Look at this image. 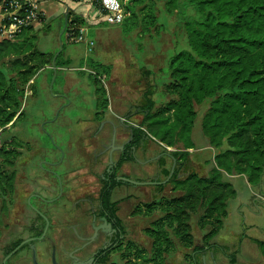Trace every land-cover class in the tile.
Segmentation results:
<instances>
[{
  "label": "rangeland",
  "instance_id": "rangeland-1",
  "mask_svg": "<svg viewBox=\"0 0 264 264\" xmlns=\"http://www.w3.org/2000/svg\"><path fill=\"white\" fill-rule=\"evenodd\" d=\"M58 8L63 11L62 6ZM60 12L16 38V45L20 48L25 46L27 38H33L35 46L41 51L55 55L61 49L59 58L65 65L54 68L52 63H48L40 69L34 78L35 88L29 83L33 77L26 82L20 97L22 112L14 125L2 133L7 138L0 139V147L13 149L16 156L10 160L19 164V157L33 148V140L57 147L61 143L68 147V167L63 175L58 173L57 165L48 169L53 172L51 183L55 204L47 207L43 203L38 209L51 219L44 234L45 243L40 236L46 219L40 222L39 228L29 229L34 225V210L24 205L25 198L37 191L40 184L37 170L29 171L25 160H20V165L16 166L5 164V161L0 164L2 171L11 175L10 188L0 193V264H3L6 253L20 241H24L22 247L6 264H33L28 247L31 240L26 235L33 236L39 246L40 251L36 252L38 262L51 264L49 237L58 245L59 256L65 261L63 248L71 242L80 243L74 230L80 231L85 222L86 226L80 232L85 235L91 232L89 215L97 211L98 191L108 173H114L126 182L114 187L111 193V199L117 201L116 214L123 236L117 247L110 251L109 264H121L122 253L129 250L128 246L129 255L142 253L144 258H136L135 261L144 264L143 259L152 255L153 247L152 238L145 229L162 212L158 209L147 211L142 204L169 193L170 183L160 190L157 182L167 181L161 172L162 166L171 169L174 162L166 156L162 165L158 160L161 146L155 140L147 139L134 149L132 159L117 166L121 150L110 149L109 145L123 146L129 141L131 126L140 123L142 114L131 113L129 117L125 114L134 109L133 104L143 102L142 93L147 83L155 88L152 97L156 106L163 105L170 96L165 87L167 78L161 69L171 51L185 47L177 24L176 9L164 0H152L138 16L130 14L124 22L87 23L85 32L94 42L90 50L86 40L74 42L67 38L64 16ZM189 12L192 14L193 11L190 9ZM137 23L138 26H134ZM19 55L24 53H7L0 59V64H6L11 76H15V70L8 65L9 60ZM90 58L93 67H100L106 72L107 76L103 75L101 84L86 69L91 67ZM144 69L152 73L145 77ZM98 86H101L100 96L95 91ZM207 104L206 101L195 105L197 116L192 129L195 147L188 149L190 154L184 166L185 171L194 170L203 175L211 170L215 152L200 125ZM19 130L22 137L18 139L24 142L7 141L9 135ZM58 158L56 161L60 160ZM41 175L39 180L43 184L40 185L45 186L49 174L44 171ZM223 178L232 183L235 193L228 201L222 227L211 239L210 243L216 246L192 252L191 248L183 246L173 237V247L165 254L169 264H264V255L251 239L264 240V167L258 184L247 182L246 177L240 174L224 172ZM61 183L64 185L63 193ZM61 201L62 204H59ZM136 206H140L141 210L135 211ZM198 219L199 213L191 217L192 234L196 243L204 244L203 237L209 226L201 228ZM218 246H223L226 252ZM230 253L235 254L234 262L230 261Z\"/></svg>",
  "mask_w": 264,
  "mask_h": 264
},
{
  "label": "trees",
  "instance_id": "trees-1",
  "mask_svg": "<svg viewBox=\"0 0 264 264\" xmlns=\"http://www.w3.org/2000/svg\"><path fill=\"white\" fill-rule=\"evenodd\" d=\"M164 1L176 9L185 47L171 51L161 69L167 78L164 82L166 91L170 94L165 103L155 105L152 97L155 88L147 83L142 93L143 102L133 104L134 109L125 114L129 117L131 113H141L142 119L138 125L131 126L130 139L117 161L120 166L132 159L134 149L142 141L151 139L161 146L160 163L163 165L166 156L174 162L172 171L162 166L161 172L167 181L158 184L161 190L170 183L169 193L142 204L147 211L158 209L162 212L145 229L152 238L153 247L152 255L143 259L144 264H169L165 254L173 247V237L192 252L216 246L210 243L211 239L222 227L228 201L235 193L223 173L240 174L247 182L258 184L264 167V0ZM148 3L152 0H129L126 4L129 13L122 22L130 14L138 16ZM76 20L83 23L80 17ZM32 29L29 27L20 35ZM25 42L20 48L16 39L0 41V59L7 53H24L9 60L8 65L15 70V76L9 74L6 64H0V127L14 122L13 118L21 108L24 85L38 70L48 63L55 68L65 65L59 58L61 52L55 56L41 51L33 38H27ZM91 61L92 58L88 68L96 73H89L101 84L97 73L106 72L93 67ZM151 73L149 69L143 70L145 77ZM99 87L95 91L100 96ZM206 101L208 104L200 125L215 152L211 170L203 175L194 170L185 171L184 166L190 154L188 149L195 147L192 138L197 116L195 105ZM15 156L13 149L0 147V164L5 161V164L14 166L15 161L10 158ZM10 178L11 175H6L0 167V186L4 181L0 193L10 188ZM123 183L126 182L112 173L103 178L98 191L101 206L121 228L116 214L117 201L111 199V193L114 187ZM134 209L138 212L141 207ZM197 213L200 227L209 226L203 237L204 244L196 243L192 234L190 220ZM251 239L264 255V240ZM218 247L226 252L223 246ZM128 249L122 253L121 264H137L136 258H144L142 253L129 255V246ZM234 256L230 253L231 262L235 261ZM107 258L101 262L105 263Z\"/></svg>",
  "mask_w": 264,
  "mask_h": 264
},
{
  "label": "built area",
  "instance_id": "built-area-1",
  "mask_svg": "<svg viewBox=\"0 0 264 264\" xmlns=\"http://www.w3.org/2000/svg\"><path fill=\"white\" fill-rule=\"evenodd\" d=\"M41 1L43 0H0V41L14 40L27 28H36L45 21L46 10L42 7ZM53 1L64 7V32L67 38L74 42L86 40L89 50L92 49L94 42L88 38L85 24L121 23L129 13L126 10L129 0ZM76 17L82 18L83 23H77ZM86 69L90 73H96L93 69L88 67ZM103 75L106 76L105 73H97L101 82Z\"/></svg>",
  "mask_w": 264,
  "mask_h": 264
},
{
  "label": "crops",
  "instance_id": "crops-1",
  "mask_svg": "<svg viewBox=\"0 0 264 264\" xmlns=\"http://www.w3.org/2000/svg\"><path fill=\"white\" fill-rule=\"evenodd\" d=\"M41 5L46 10V16H47L46 21L50 20L51 17H54L56 14H59V12H60L59 8H58V6L60 4L56 3L53 0H43V1H41ZM60 6H62V5H60ZM63 8L64 7L62 6V10H63ZM60 13L63 14V11H61ZM57 54H55V56ZM35 75L33 76V79L29 81V83L33 86V88H35V80H34ZM22 109H23V106L21 105L20 110H22ZM18 112H17V114H18ZM17 114L13 118V120L15 119L14 122L13 121L9 122L10 124L7 125V127H3V128L0 127V139L1 138L2 139L7 138V137L2 136V133L5 130L11 128L12 125H14L15 121L18 119V117L16 118ZM21 133H22L21 130H19L17 133L14 132L13 134L8 136L7 141L24 142V140L18 139V138L22 137ZM33 142H34L33 148L30 149L28 151V153H26V155H22V157H19V161H18L19 164L18 163H16V164L20 165V162H21L20 160H25L24 162L26 164V167L29 168V171L33 172L34 170H37L36 172L38 173L37 174L38 182H40V184H43V181H41L39 179H40V177L43 176L41 174L44 171H46V173L49 172L50 177L48 179L46 176V181H45L46 186H42V185L38 184V187L36 189L37 191L31 193L27 198H25L24 205H29L34 210V217H33L34 219H32V221L34 222V225L30 226L29 229L39 228L40 222L43 220L45 221V219H46L44 213L41 215L40 213H42V212H40V213L38 212L39 206H41L44 203V205H46L47 207H52L55 204L54 203L55 202L54 197H52L53 187H52V183H51V182H53V181H51L52 177H53V172L48 170V169H54V166L57 165L58 173L63 175L64 172H66V169L68 167L67 164L69 161V157H68L69 152H68V147L66 145L64 146L61 143H59L58 147H57V146H53V145L44 144L42 141L38 142L36 140H33ZM17 149L20 150L22 148L17 147ZM57 156L60 158V160H58V161H56L58 158ZM45 160H47V161H45ZM16 164H15V166H16ZM43 166H45L46 168L47 167H49V168L44 169ZM15 169H17V168L15 167ZM38 169L41 171H39ZM15 180H17L16 175H15ZM43 189L45 191H43ZM63 191H64V185H63V183H61V192L63 193ZM41 197H43L45 200H43ZM57 199H58V197H57ZM62 202L63 201H61V203H59V204H62ZM47 220H51V219H49V217H47ZM34 231H36V230H34ZM26 236H28L27 238L30 239L31 243L33 242V244L35 245L36 252L38 254L40 249H39L38 244H36V242L33 240L34 237L33 236L29 237V235H26ZM41 240H43V239H41ZM43 242L47 243L46 240H43ZM30 252H31V249H30ZM60 252L61 251H60L59 247L57 246V256L60 254ZM37 258L39 260V255L37 256ZM5 260H6V257H4L3 261H5ZM60 261H63V260L60 258ZM39 262L41 264H47L46 261H42V262L39 261Z\"/></svg>",
  "mask_w": 264,
  "mask_h": 264
},
{
  "label": "flooded vegetation",
  "instance_id": "flooded-vegetation-1",
  "mask_svg": "<svg viewBox=\"0 0 264 264\" xmlns=\"http://www.w3.org/2000/svg\"><path fill=\"white\" fill-rule=\"evenodd\" d=\"M113 141V138H111ZM110 149L119 148L121 152L124 149V145L120 148L119 146L115 147L113 144L109 145ZM49 174V172H47ZM112 173H108L110 176ZM107 175V176H108ZM50 177V174H49ZM48 178V177H47ZM46 186V184H45ZM45 200L43 197H41ZM90 220L89 227L91 228V232L89 235H85L84 232L81 233L86 223L83 222L81 225L82 229L79 231L78 229L74 230L76 234V238L80 241V243H73L71 242L69 245H66L63 248L64 259L65 261H60V256H57V244L55 241L49 237L48 243L50 245V256L52 249L54 248L55 257L57 264H109L110 260L107 258L105 263H102L101 260L104 257H108L110 255V251L118 244L119 239L123 236L122 228L116 222V220L110 216L109 212L103 209L101 206V202L97 195V211L90 212ZM41 215L43 213H40ZM44 216V215H43ZM102 217L106 218V221L110 223L111 227H107L102 220ZM43 240H46L45 236L42 237ZM47 241V240H46ZM97 241V243H95ZM21 241L15 245L18 246L17 250L14 252L16 253L22 246L19 245ZM30 244L28 247L30 248ZM14 247V248H15ZM14 248L6 253L8 255ZM31 249V248H30ZM13 253V254H14ZM9 255L6 257V260L3 261V264H6V261L10 259L13 255ZM51 259V258H50ZM52 264V261H51Z\"/></svg>",
  "mask_w": 264,
  "mask_h": 264
},
{
  "label": "water",
  "instance_id": "water-1",
  "mask_svg": "<svg viewBox=\"0 0 264 264\" xmlns=\"http://www.w3.org/2000/svg\"><path fill=\"white\" fill-rule=\"evenodd\" d=\"M60 51H61V49H60ZM119 147L121 148L122 146H119ZM172 168H171V171H172ZM132 182H135V181L132 180ZM157 183H160V182H157ZM38 212H39V210H38ZM102 220L104 221V224H106V226L108 228L111 227L110 223L106 221L105 217H102ZM47 224H48V220L46 218V225L44 226V229L42 231V234H41L40 238L44 237L45 231L47 230ZM23 242L24 241H22L19 245H21ZM17 248H18V246L15 247L8 255H6V257H8L9 255L13 254L17 250ZM30 248H31V260H32L33 264H40L38 262V260H37L36 248H35V245L33 243L30 244ZM50 258H51V261H52L53 264H57L54 248L52 249Z\"/></svg>",
  "mask_w": 264,
  "mask_h": 264
}]
</instances>
